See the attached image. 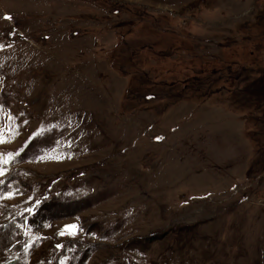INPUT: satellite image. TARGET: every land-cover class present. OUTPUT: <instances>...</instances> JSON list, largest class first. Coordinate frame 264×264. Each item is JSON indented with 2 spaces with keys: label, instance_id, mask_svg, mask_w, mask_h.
I'll return each instance as SVG.
<instances>
[{
  "label": "rangeland",
  "instance_id": "rangeland-1",
  "mask_svg": "<svg viewBox=\"0 0 264 264\" xmlns=\"http://www.w3.org/2000/svg\"><path fill=\"white\" fill-rule=\"evenodd\" d=\"M0 141V264H264V0H0Z\"/></svg>",
  "mask_w": 264,
  "mask_h": 264
},
{
  "label": "snow or ice",
  "instance_id": "snow-or-ice-1",
  "mask_svg": "<svg viewBox=\"0 0 264 264\" xmlns=\"http://www.w3.org/2000/svg\"><path fill=\"white\" fill-rule=\"evenodd\" d=\"M7 18V17H6ZM0 142H2V141H0ZM73 228L75 227V226H72Z\"/></svg>",
  "mask_w": 264,
  "mask_h": 264
}]
</instances>
